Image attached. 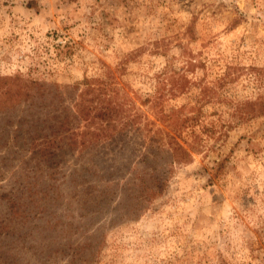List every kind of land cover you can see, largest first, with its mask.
<instances>
[{
    "label": "rangeland",
    "instance_id": "1",
    "mask_svg": "<svg viewBox=\"0 0 264 264\" xmlns=\"http://www.w3.org/2000/svg\"><path fill=\"white\" fill-rule=\"evenodd\" d=\"M107 70L143 129L109 154H139L147 129L164 127L160 106L196 116L180 137L196 149L136 217L109 222L117 209L99 219L104 241L92 264H264V114L245 113L264 94V0H0L1 76L63 85ZM171 75L176 94L162 105L147 101ZM5 150L0 192H17L33 172L27 156ZM76 164L62 167L69 173ZM64 207L31 218L37 230L52 221L45 249L3 233L0 252L16 255L15 264H69L64 227L73 217Z\"/></svg>",
    "mask_w": 264,
    "mask_h": 264
},
{
    "label": "trees",
    "instance_id": "2",
    "mask_svg": "<svg viewBox=\"0 0 264 264\" xmlns=\"http://www.w3.org/2000/svg\"><path fill=\"white\" fill-rule=\"evenodd\" d=\"M107 72V76H85L82 82L63 85L21 73L0 75V151L27 156L24 163L33 172L25 175L29 181L14 189L17 192H0V202H6L0 236L11 234L27 248L34 241L45 249L44 232L52 221L47 219L37 230L39 225L31 218L55 215L57 206L64 205L63 216L73 217L64 227L69 264H92L104 241L100 228H94L99 219L117 209L121 212L109 222L136 217L144 204L163 191L174 164L192 161L196 148L180 137L196 116L161 106L164 127L147 129L139 154L132 152L118 161L108 153V148L116 147L124 152L130 137L143 129L133 105L127 107L116 95L117 76ZM174 79L171 75L168 83L159 80L146 100L162 105L178 90ZM245 113L263 115L264 94L254 110ZM68 159L78 162L69 173L62 167ZM129 170L130 177L121 181ZM74 231L80 232L81 240L72 241ZM3 246L0 238V250ZM0 256L15 264L11 259L16 255L8 250Z\"/></svg>",
    "mask_w": 264,
    "mask_h": 264
}]
</instances>
